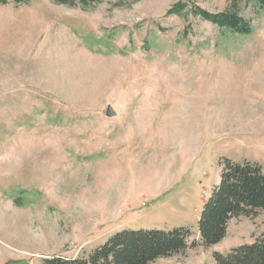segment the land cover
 Wrapping results in <instances>:
<instances>
[{"label":"rangeland","instance_id":"obj_1","mask_svg":"<svg viewBox=\"0 0 264 264\" xmlns=\"http://www.w3.org/2000/svg\"><path fill=\"white\" fill-rule=\"evenodd\" d=\"M196 10L237 16L251 33ZM85 69L95 81L70 78ZM223 159L264 172L256 2L0 3V264L82 257L121 230L174 228L195 246L153 264H216L214 253L264 235L258 211L201 245L197 221ZM20 190L29 198L15 206Z\"/></svg>","mask_w":264,"mask_h":264},{"label":"trees","instance_id":"obj_2","mask_svg":"<svg viewBox=\"0 0 264 264\" xmlns=\"http://www.w3.org/2000/svg\"><path fill=\"white\" fill-rule=\"evenodd\" d=\"M7 0H0L5 3ZM264 9V0H253ZM202 20L232 33L248 35L251 27L239 17L211 15L196 10ZM219 182L203 204L197 221L198 237L203 247L221 242L226 236L228 223L240 217L253 219L264 211V172L249 161L234 163L228 159L220 162ZM28 191L20 190L13 199L15 206H23L29 198ZM191 233L185 228L170 231L121 230L111 235L103 244L86 256L65 258L61 256L44 260V264H153L157 259L170 258L184 252ZM216 264H264V235L253 243L232 248L225 255L214 253Z\"/></svg>","mask_w":264,"mask_h":264},{"label":"bare ground","instance_id":"obj_3","mask_svg":"<svg viewBox=\"0 0 264 264\" xmlns=\"http://www.w3.org/2000/svg\"><path fill=\"white\" fill-rule=\"evenodd\" d=\"M89 73H92V74H94V76H92V80L94 79V78H97L98 76L96 75V73H93V72H91L90 70H88V69H85V70H83V71H81V72H79V73H77V74H73V76H70V78H72L73 80H74V78L76 79V80H78V79H80V78H87L88 76H89ZM97 80H99V79H97ZM94 81H95V79H94ZM69 85H71V84H69ZM68 86V85H67Z\"/></svg>","mask_w":264,"mask_h":264},{"label":"water","instance_id":"obj_4","mask_svg":"<svg viewBox=\"0 0 264 264\" xmlns=\"http://www.w3.org/2000/svg\"><path fill=\"white\" fill-rule=\"evenodd\" d=\"M114 115H115L114 111H113L110 107H108V108L106 109V111H105V116L111 118V117H113Z\"/></svg>","mask_w":264,"mask_h":264},{"label":"crops","instance_id":"obj_5","mask_svg":"<svg viewBox=\"0 0 264 264\" xmlns=\"http://www.w3.org/2000/svg\"><path fill=\"white\" fill-rule=\"evenodd\" d=\"M231 222V221H230Z\"/></svg>","mask_w":264,"mask_h":264}]
</instances>
